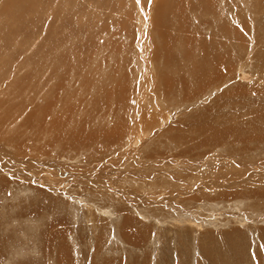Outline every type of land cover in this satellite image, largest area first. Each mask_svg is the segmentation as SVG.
<instances>
[{"label":"rangeland","instance_id":"374dc122","mask_svg":"<svg viewBox=\"0 0 264 264\" xmlns=\"http://www.w3.org/2000/svg\"><path fill=\"white\" fill-rule=\"evenodd\" d=\"M154 3L0 0V264H264V0Z\"/></svg>","mask_w":264,"mask_h":264},{"label":"bare ground","instance_id":"6f19581e","mask_svg":"<svg viewBox=\"0 0 264 264\" xmlns=\"http://www.w3.org/2000/svg\"><path fill=\"white\" fill-rule=\"evenodd\" d=\"M154 2H155L154 4H155V11L157 14V20L154 21L152 19V23L159 31H161L160 28H163L164 30L166 29V33H163L162 38L164 40V45H166L168 47L173 46V43L171 41L175 38L174 36H176V34H180L181 32H183V42H184V37L186 39L185 42H188L189 40L193 39L192 34L187 30V22L186 21L183 22L184 20H186V14L191 8H195V10H200L201 7L204 6L205 9L211 10L213 7V0H154ZM164 13H166L167 18L164 17ZM212 13L214 14V12H212ZM170 14H171V16H169ZM175 14H176V17H175ZM207 14H210V13H207ZM143 19H145V18H143ZM172 19L175 21L176 26L173 25ZM168 20L169 21L171 20V22H172L171 26L168 25V23L170 24V22H167ZM166 22H167V24H166ZM158 27H160V28H158ZM175 29H177V32L175 31ZM167 30L168 31L173 30L175 32L174 33L175 35L174 36L169 35ZM220 30L222 31V35L224 37H227L226 32L229 30V27H227L225 24L223 26V29H220ZM179 43H180V41H179ZM180 45L183 46L182 42L180 43ZM167 50H169V49H167ZM197 55L199 58H201L199 56V52H197ZM180 58L184 61L183 55ZM204 67H207V65H205ZM206 81L208 82V80H205L204 82L207 83ZM212 134H214V133L212 132ZM62 226L63 225H61L56 232V235L59 238H61L63 233H65V231H66V230L64 231L65 228Z\"/></svg>","mask_w":264,"mask_h":264}]
</instances>
